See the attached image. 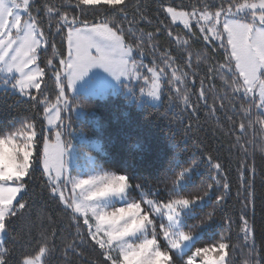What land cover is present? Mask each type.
<instances>
[{
	"label": "snow or ice",
	"instance_id": "obj_1",
	"mask_svg": "<svg viewBox=\"0 0 264 264\" xmlns=\"http://www.w3.org/2000/svg\"><path fill=\"white\" fill-rule=\"evenodd\" d=\"M157 11L164 20L145 32L152 18L143 0H0V89L21 97L30 113L0 126V264H89L86 242L100 264H238L229 258L238 248L244 264H264L245 211L251 205L254 214L256 200V168L248 161L257 152L264 160V0H161ZM161 34L175 47L161 49ZM200 40L222 49L225 60L208 65L193 102L187 89L196 87L202 58L197 53L194 62L191 47ZM206 79L223 88L219 108L242 153L237 196L242 189L244 204L235 220L225 215L227 169L211 155L174 157L163 178L149 183L131 164L108 160L105 168L91 150L103 147H90L73 127L95 115L89 100L108 95L147 106L145 97L160 102L167 93L173 106L182 101L196 113L202 101L215 114L216 97L210 104L208 93L216 84L206 89ZM205 164L209 180L197 184ZM37 179L69 214L74 236L45 226V219L53 223L46 213L31 221L30 184Z\"/></svg>",
	"mask_w": 264,
	"mask_h": 264
},
{
	"label": "trees",
	"instance_id": "obj_2",
	"mask_svg": "<svg viewBox=\"0 0 264 264\" xmlns=\"http://www.w3.org/2000/svg\"><path fill=\"white\" fill-rule=\"evenodd\" d=\"M145 12L152 18L150 25H144V31H151L157 28V20H164V16L159 15L157 8L161 0H143ZM167 4L188 3V0H165ZM173 28L181 30V26L172 25ZM183 35V31H181ZM158 44L161 49H172L175 47L171 43V38L165 34H161ZM56 47L61 49L63 46L57 39ZM191 51L195 62V54L201 56V63L196 71L197 84L196 87L187 89L191 101H197L199 90V79L204 77L209 64L218 65L224 63L225 57L221 55L222 49L211 46H205L200 40L192 43ZM146 62L149 58L146 57ZM187 70V69H184ZM47 79V78H46ZM215 83L216 87L208 93V102L213 103V95H215V103L217 111L212 114L203 107V102L197 103V111H191V105L185 109L182 101H178L179 106H173L171 99L167 98L165 93L163 103L160 106H142L139 108L133 104L128 97L120 95H108L106 98L89 100L92 104L95 115L86 114L83 119L76 122L74 127L77 131H83L89 142L100 144L104 151L97 153L95 149L92 154L96 155L100 163L105 168L108 164L105 161L110 160L117 165L131 164L135 166L138 174L147 177L149 183L158 182L157 178H163L164 171L169 161L174 157L192 159L197 161L201 159V153L205 156L211 155L214 160H218L227 169L226 176L230 189L227 193H223L227 198V215L233 216L243 208V190L241 189L237 196V186L241 183L238 179L237 165L240 163L242 153H238L234 145V136L229 134V123L225 119L224 111L219 108V97L224 95L223 88L219 81L210 79L205 80V88ZM166 87V86H165ZM54 88V81L47 79V89ZM50 94V93H49ZM231 99V97H229ZM20 101V102H18ZM238 103V101H237ZM227 104V101H225ZM28 103L23 101L18 95H14L9 91L0 89V126H6L18 114H30L28 112ZM35 110H33L34 114ZM165 113L168 115L165 116ZM190 125V127H189ZM90 146V145H89ZM91 147V146H90ZM249 165L254 163L256 168L255 177V212L253 214L251 205L245 209L248 213L249 224L255 226V240L257 248L261 254H264V160L261 159L259 153L255 155L254 161L249 159ZM215 176V173H211ZM210 170L205 164L194 177L197 184L201 181L209 180ZM32 189L29 192L30 202L33 203L32 208L28 210L32 222H36L38 215L43 216L45 213L52 218L53 223L48 224L47 219L44 224L47 227H55L63 237L76 234V228L66 211H61V206L57 201L52 199L46 190H42L41 181L37 179L30 184ZM163 188V185H161ZM28 219L21 221L24 226ZM83 228L80 229L83 232ZM221 229L217 227L216 231ZM35 231V229H34ZM237 226L232 225V235L235 237ZM242 235V234H241ZM234 243H240L234 240ZM27 241H25V244ZM60 243V240H57ZM91 245L86 242L84 255L89 264H100L99 253L90 251ZM27 250V249H26ZM229 258L244 264L245 251L242 248L230 250ZM74 264H82L79 259L73 258ZM57 264H60L58 261Z\"/></svg>",
	"mask_w": 264,
	"mask_h": 264
},
{
	"label": "rangeland",
	"instance_id": "obj_3",
	"mask_svg": "<svg viewBox=\"0 0 264 264\" xmlns=\"http://www.w3.org/2000/svg\"><path fill=\"white\" fill-rule=\"evenodd\" d=\"M175 25V24H174ZM177 26V25H176ZM181 27H182V25H180ZM43 87V86H42ZM163 87H165V85H162V88ZM9 92H11V91H9ZM12 93V92H11ZM13 94V93H12ZM123 95V94H122ZM124 96V95H123ZM126 97V96H125ZM163 98H164V96L162 97V100L160 101V102H155V101H151L148 97H145L144 99L147 101V105H149V106H153V107H157V106H160L162 103H163ZM97 99H101V98H97ZM133 104H136L137 105V103L135 102V101H133V100H130ZM138 106V105H137ZM139 108H141L142 106H138ZM81 119H83V117H81V118H79V120L78 121H80ZM77 121V122H78ZM45 123H46V121H45ZM76 123V122H75ZM74 123V124H75ZM73 127H74V125H73ZM74 129H75V127H74ZM76 130V129H75ZM77 131V130H76ZM73 143L74 144H78L79 143V140L78 139H76V140H74L73 141ZM94 144H97V143H95V142H89V145L90 146H92V145H94ZM94 149V148H93ZM86 163V162H85ZM66 194H67V192H66Z\"/></svg>",
	"mask_w": 264,
	"mask_h": 264
}]
</instances>
